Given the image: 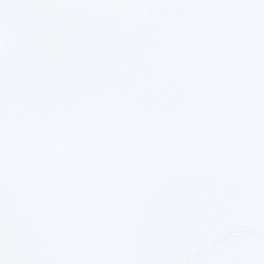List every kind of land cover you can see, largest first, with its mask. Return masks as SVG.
Listing matches in <instances>:
<instances>
[{
    "label": "water",
    "instance_id": "obj_1",
    "mask_svg": "<svg viewBox=\"0 0 264 264\" xmlns=\"http://www.w3.org/2000/svg\"><path fill=\"white\" fill-rule=\"evenodd\" d=\"M0 256L264 264V0H30L6 16Z\"/></svg>",
    "mask_w": 264,
    "mask_h": 264
},
{
    "label": "snow or ice",
    "instance_id": "obj_2",
    "mask_svg": "<svg viewBox=\"0 0 264 264\" xmlns=\"http://www.w3.org/2000/svg\"><path fill=\"white\" fill-rule=\"evenodd\" d=\"M29 2L30 0H0V23L6 16L11 17L20 13ZM0 264H11V262L0 256ZM244 264H258V262L254 258H249Z\"/></svg>",
    "mask_w": 264,
    "mask_h": 264
}]
</instances>
